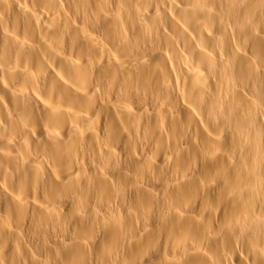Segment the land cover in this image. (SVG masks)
Returning a JSON list of instances; mask_svg holds the SVG:
<instances>
[{"label": "bare ground", "instance_id": "bare-ground-1", "mask_svg": "<svg viewBox=\"0 0 264 264\" xmlns=\"http://www.w3.org/2000/svg\"><path fill=\"white\" fill-rule=\"evenodd\" d=\"M0 264H264V0H0Z\"/></svg>", "mask_w": 264, "mask_h": 264}]
</instances>
